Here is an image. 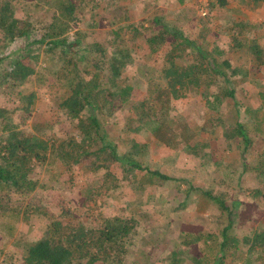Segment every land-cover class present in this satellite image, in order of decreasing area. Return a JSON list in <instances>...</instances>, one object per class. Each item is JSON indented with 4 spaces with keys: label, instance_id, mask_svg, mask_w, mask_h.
<instances>
[{
    "label": "rangeland",
    "instance_id": "rangeland-1",
    "mask_svg": "<svg viewBox=\"0 0 264 264\" xmlns=\"http://www.w3.org/2000/svg\"><path fill=\"white\" fill-rule=\"evenodd\" d=\"M214 1L122 0L118 6L109 7L102 13L103 27L90 26L86 14L78 27L90 32L88 41L105 44L113 38L112 31L118 30L126 38H133V24L145 23L148 29L155 17L171 25L179 24L180 30L197 44L213 50L219 61L229 60L238 69L232 82L239 106L236 107L230 99L212 110L202 93L171 100L168 117L176 125L172 130L162 127L157 136L152 129L136 133L132 129L135 120L129 112L130 105L116 102L117 107L107 125L121 152L130 150L134 142L145 146L147 154H139L136 158L152 171L158 170L179 179L180 186L176 187L173 181L148 184L143 180L147 171H134L129 175L133 179L121 181V169L114 166L97 171H91L83 164L68 169L55 161L54 165L38 166L33 174L38 180L36 191L24 198L13 192L10 194L11 205L19 208L21 215L0 213V264L21 262L29 244L47 236L50 221L43 212L47 210L60 217L62 206L72 212L74 223L82 222L91 228L96 227L93 219L101 216L139 218L140 229L134 236L125 264H146L147 261L148 264H167L164 260L175 246L188 259L202 257V246L186 245L183 234L197 233L201 229L220 230L219 223L224 220H220L221 211L217 206L204 199L197 189L224 197L234 214L231 233L240 239L254 234L258 227L264 228V199L252 195L253 190L262 189L264 185L255 173L244 172V160L247 164L255 163L264 150V108L258 113L262 130L249 154L242 155L238 144L234 141L229 145L222 134L225 125H235L238 120H243L247 108L256 109L263 104L259 94L264 91V67H255L248 53L231 51L229 47L237 23L264 24V0H227L229 5L224 8L213 6ZM13 4L15 17L31 22L37 31L49 26L55 14L54 6H37V0H18ZM150 32V29L144 30V34ZM260 33L262 36L258 42L264 47V28ZM24 44L26 41L18 40L6 48V52ZM127 46L136 62L127 69L129 77L121 79L120 83L133 86L132 101L144 100L155 89L167 90V80L162 74H155L153 68L161 70L164 67L169 46L155 54L148 52V44L141 42L140 38L127 42ZM2 56L0 53V58ZM33 68L39 72L41 68L51 66L39 61L33 63ZM35 75L29 79L32 84L27 92L36 93L32 113L16 111L27 100L26 95L22 99L18 95L22 87L0 86V108L15 111L12 119L26 134L33 135L37 124L50 122L54 125L48 131L51 141L78 135L77 121L67 120L59 108L70 94L68 88L52 77L40 81ZM239 111L243 113L241 119H237ZM108 173L116 176L118 181L109 178ZM190 186L193 191L186 198L184 191ZM5 193L0 186V196ZM25 210L32 213L28 219L23 214ZM245 257L246 248L243 247L230 261L245 264ZM187 264L193 263L187 260Z\"/></svg>",
    "mask_w": 264,
    "mask_h": 264
},
{
    "label": "trees",
    "instance_id": "trees-1",
    "mask_svg": "<svg viewBox=\"0 0 264 264\" xmlns=\"http://www.w3.org/2000/svg\"><path fill=\"white\" fill-rule=\"evenodd\" d=\"M15 1L18 0H0V53L3 54L0 58V86L22 87L18 95L21 99L26 95L27 100L16 111L30 114L36 103V93H27L32 75L36 74L40 81L44 77H52L65 85L70 94L59 104L60 112L67 120L77 121L78 135L51 141L48 131L54 125L50 122L37 124L33 135L26 134L12 119L15 111L0 108V186L6 192L0 196V213L20 216L19 208L11 205L10 194L13 192L23 198L32 195L38 187V180L33 177L36 168L54 165V161L68 166V169L78 164L91 171L120 167L121 181L133 179L129 175L134 171H147L143 180L148 184L161 185L173 181L176 187L180 186L179 179L158 170L152 171L136 158L139 154H147L145 146L134 142L130 150L121 152L107 125L117 107L116 102L130 105L129 112L135 120L132 129L136 133L152 129L158 136L162 127L172 130L176 125L168 117L171 100L202 93L212 110L230 99L238 107L237 92L232 82L238 69L229 60L219 61L213 50L197 44L180 30L179 24L171 25L158 17L152 19L149 34H144V30L148 29L145 23H141L133 24V38H126L120 31L114 30L113 38L106 44L88 41L90 32L78 27L86 14L90 26L103 27L102 13L109 7L118 6L122 0H37V6L55 7L51 24L38 30L40 33L31 22L15 17ZM227 5V0H215L213 4L219 8ZM234 26L229 49L248 53L255 67H264V47L258 42L264 24L241 22ZM139 38L148 44L150 54L169 46L164 56V67L161 70L153 68L155 74L164 76L168 88L155 89V94L152 91L144 100L132 101L133 86L124 85L120 80L129 77L127 69L136 62L127 42ZM18 40L26 41V44L6 52V48ZM39 61L51 68L35 71L33 63ZM259 98L263 104L256 109L247 108L244 116L247 120L243 118L235 125H225L222 132L229 145L234 141L238 144L242 155L251 152L259 138L258 132L262 130L258 113L264 108V91L260 92ZM242 114L239 111L237 119H241ZM217 121L220 123L219 119ZM246 171L255 173L264 185V150L255 163L247 164L244 160ZM108 176L118 181L116 176L109 173ZM192 191L191 186L184 191L186 198ZM197 192L221 211L219 218L224 221L219 224L222 228L183 234L186 245L202 246V257L188 259L175 246L164 261L167 264H187V260L193 264H233L230 259L245 247V264H264V228L258 227L254 234L240 239L231 233L234 214L224 197L202 189H197ZM252 195L264 199V187L253 190ZM45 211L43 214L50 221L46 228L47 236L31 242L21 262L10 264H125L134 236L140 229V219L136 216L97 217L93 219L96 227L91 228L82 222L74 223L72 212L64 206L60 217ZM23 214L28 219L32 213L25 210Z\"/></svg>",
    "mask_w": 264,
    "mask_h": 264
}]
</instances>
